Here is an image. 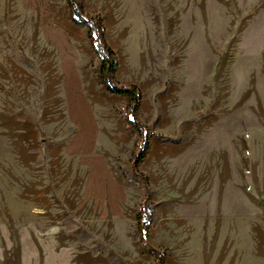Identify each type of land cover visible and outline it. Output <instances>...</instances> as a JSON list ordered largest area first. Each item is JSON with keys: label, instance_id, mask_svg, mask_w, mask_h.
<instances>
[{"label": "rangeland", "instance_id": "obj_1", "mask_svg": "<svg viewBox=\"0 0 264 264\" xmlns=\"http://www.w3.org/2000/svg\"><path fill=\"white\" fill-rule=\"evenodd\" d=\"M88 2L106 10L117 80L141 89L151 150L134 169L141 133L121 114L128 96L102 104L112 93L88 28L0 0V216L91 264H264V0ZM71 46L89 52L107 130L81 154L65 149L74 128L56 57ZM146 194L155 206L142 243Z\"/></svg>", "mask_w": 264, "mask_h": 264}, {"label": "crops", "instance_id": "obj_2", "mask_svg": "<svg viewBox=\"0 0 264 264\" xmlns=\"http://www.w3.org/2000/svg\"><path fill=\"white\" fill-rule=\"evenodd\" d=\"M86 1V9L89 12L101 13L104 20H108L102 4L99 3L93 8L90 7L88 0ZM21 2L23 7L34 12L36 20H68L70 14L66 0H21ZM84 53L76 50L74 46L56 51L65 93L66 114L74 128L72 138L66 143L65 149L73 154L95 151L99 136L102 134V137H105L107 134L106 127L102 125L101 129L97 118L92 90L99 76L96 74L93 78L92 71L89 69V52L86 50ZM107 96L110 97L111 102L121 97L106 94L102 90V104L105 103ZM88 167L90 170L97 171V168L90 166L89 163ZM100 169L102 170V190L105 191L107 185L112 184L110 183L112 169L105 158H102ZM5 217L0 216V264H91L80 259L69 247H62L54 241L48 242L39 238L35 230L37 225L32 226L28 223L17 225L13 219L7 220Z\"/></svg>", "mask_w": 264, "mask_h": 264}, {"label": "trees", "instance_id": "obj_3", "mask_svg": "<svg viewBox=\"0 0 264 264\" xmlns=\"http://www.w3.org/2000/svg\"><path fill=\"white\" fill-rule=\"evenodd\" d=\"M66 1L70 8V20L72 23L81 27H86L89 30L90 43L101 62L100 84L109 93L126 95L129 97L128 107L126 111L121 112V114H123L124 122L127 126L141 133V137L136 142L131 157L132 167L139 170L142 161L148 156L151 150V137L154 134L153 128L144 125L140 119L143 99L141 89L135 83H120L117 80L120 61L106 38L107 27L103 15L101 13L93 14L88 12L86 10V0ZM138 175L143 177L147 184V177L140 171H138ZM154 206L151 195L146 194L143 197L136 217L138 237L142 243H148V239H146L144 232H149V223L146 222L145 219L147 217H152Z\"/></svg>", "mask_w": 264, "mask_h": 264}]
</instances>
